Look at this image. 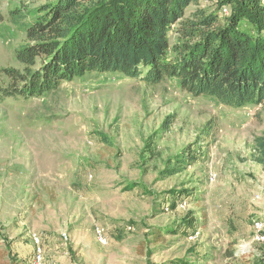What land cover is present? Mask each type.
<instances>
[{
    "label": "rangeland",
    "instance_id": "1",
    "mask_svg": "<svg viewBox=\"0 0 264 264\" xmlns=\"http://www.w3.org/2000/svg\"><path fill=\"white\" fill-rule=\"evenodd\" d=\"M44 1L0 0V69L19 67L25 39L10 11ZM263 133L264 104L234 109L174 78L90 72L39 97L0 93V264H264ZM187 147L195 161L160 179Z\"/></svg>",
    "mask_w": 264,
    "mask_h": 264
},
{
    "label": "trees",
    "instance_id": "2",
    "mask_svg": "<svg viewBox=\"0 0 264 264\" xmlns=\"http://www.w3.org/2000/svg\"><path fill=\"white\" fill-rule=\"evenodd\" d=\"M9 16L25 39L15 50L19 67L0 69L6 98L39 97L97 72L150 85L174 78L186 93L234 109L264 104V0H45ZM255 142L254 161L264 166V133ZM192 154L187 147L167 158L160 179L186 170Z\"/></svg>",
    "mask_w": 264,
    "mask_h": 264
},
{
    "label": "built area",
    "instance_id": "3",
    "mask_svg": "<svg viewBox=\"0 0 264 264\" xmlns=\"http://www.w3.org/2000/svg\"><path fill=\"white\" fill-rule=\"evenodd\" d=\"M226 12V10H225ZM214 175L211 174L210 179L214 180ZM96 233L99 236V240L103 243V244H108V240H109V236L106 233V230L103 226H97L96 227Z\"/></svg>",
    "mask_w": 264,
    "mask_h": 264
}]
</instances>
